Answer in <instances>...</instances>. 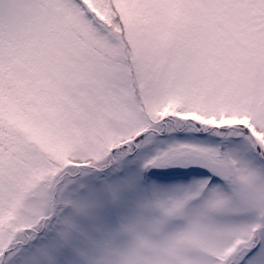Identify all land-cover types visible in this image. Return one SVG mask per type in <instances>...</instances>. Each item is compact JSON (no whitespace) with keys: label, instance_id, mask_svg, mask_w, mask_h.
<instances>
[{"label":"snow or ice","instance_id":"obj_1","mask_svg":"<svg viewBox=\"0 0 264 264\" xmlns=\"http://www.w3.org/2000/svg\"><path fill=\"white\" fill-rule=\"evenodd\" d=\"M0 264H264V0H0Z\"/></svg>","mask_w":264,"mask_h":264}]
</instances>
